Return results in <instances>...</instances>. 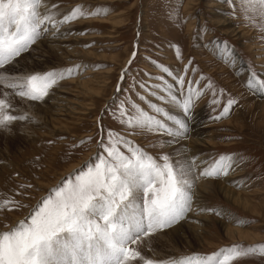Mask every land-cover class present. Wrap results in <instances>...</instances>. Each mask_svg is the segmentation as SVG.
Instances as JSON below:
<instances>
[{"label":"rangeland","instance_id":"374dc122","mask_svg":"<svg viewBox=\"0 0 264 264\" xmlns=\"http://www.w3.org/2000/svg\"><path fill=\"white\" fill-rule=\"evenodd\" d=\"M45 4L58 19L75 6H84L85 15L71 21L76 24L71 30L78 39L71 41L72 49L77 51L72 55L80 59L75 58L74 63L71 58L62 59L55 65L52 60L42 65L38 61L34 65L27 59L39 51L32 44L0 71L4 78L0 79V99L10 105L7 113L25 117L0 126V231L19 221L30 223L34 206L43 197L54 195L50 190L62 186V180H74L80 171L93 166V161L98 163V155L106 157L105 148L121 136L154 158L167 155L170 160H181L182 152L190 150L185 147L189 146V135L172 136L154 127L149 130L130 126L122 122L127 116L121 117L120 109L123 105L128 115L135 116L132 105L137 104L167 124L166 116L155 113L151 105L163 107L169 115L174 103L168 97L183 98L191 86L203 93L194 108L200 112L199 133L204 136L196 153L200 164L192 170V192L195 180L210 181L208 189L199 193L198 211L208 219L199 221V237H172L170 230L176 223L152 233L153 245L148 249H142L143 241H137L142 243L139 247L129 243L127 247L140 252V257L129 254L122 264H144L149 259L154 264H179L187 258L195 264L197 259L221 248L264 245V94L246 84L250 70L264 79V13L260 5H254L255 11H245L244 0H237L238 7L224 0H45ZM51 28L46 27L37 40L53 37L48 35L53 33ZM257 49L259 55L254 54ZM53 58L57 59L55 55ZM160 65L168 66L173 75L164 73ZM70 67L73 74L58 81V85L66 90L71 107L75 108V102L82 108L76 109L78 113L68 116L67 121L49 122L50 118H43L36 110V105L45 100L22 98L17 94L19 89L9 87L29 74ZM86 70L90 74L82 76ZM123 70H127L126 78L121 80ZM161 76L164 81L159 79ZM177 76L183 77V84ZM86 79L93 90L98 88V96L90 97L92 91L82 94L87 89L76 81ZM165 83L170 91L156 87ZM161 95L166 99L161 100ZM229 99L236 103L227 115L216 119ZM171 123L167 125L175 131L176 125ZM174 145L176 150H170ZM119 147L130 155L123 145ZM221 155L233 158L229 173L201 177L203 168ZM228 180L238 183L230 189L240 192L250 204L248 207L223 196L217 183ZM225 225L240 229L242 235L227 230ZM228 264H264V253L234 257Z\"/></svg>","mask_w":264,"mask_h":264},{"label":"snow or ice","instance_id":"6c2138e0","mask_svg":"<svg viewBox=\"0 0 264 264\" xmlns=\"http://www.w3.org/2000/svg\"><path fill=\"white\" fill-rule=\"evenodd\" d=\"M224 2L238 7L237 0ZM244 3L245 11H255L254 5L259 4L264 13V0H244ZM83 7L75 6L58 19L47 8L43 14L40 12L41 0H0V71L34 44L46 27L83 17ZM177 55H180L179 50ZM160 67L168 76L173 75L168 66ZM73 71L70 67L29 74L19 82L9 84V87L19 89L17 94L22 98L42 101L58 81L72 75ZM126 72L123 70L121 80L126 78ZM159 79L164 81L165 77ZM177 79L184 83L183 77L177 76ZM246 84L249 89L264 94V79L256 72L250 70ZM156 87L170 91L166 83ZM120 90L118 87L117 91ZM202 94L199 89L189 86L185 97L179 100L175 95L168 97L170 102L178 104L185 116L183 120H174L175 131L163 119H157L137 104L132 105L136 110L135 116L128 115L122 105L120 115L127 116L122 122L149 130L154 127L172 136L184 134L196 99ZM160 99L166 97L161 95ZM235 103L234 99H229L216 119L227 115ZM9 107L6 99H0V126L25 118L9 115L6 111ZM151 107L155 113H163L173 119L163 107L156 104ZM119 145H123L130 155ZM105 151L107 156L98 155L99 162L93 161V166L87 171H80L74 180H62V186L50 190L54 195L43 197L34 206L30 223L19 221L12 228L0 231V264H122L129 254L133 258L140 257V252L127 247L129 243L135 244L141 237L178 223L191 211L195 178L191 161H173L167 155L154 158L122 136ZM232 167V156L221 155L206 165L200 176L215 178L227 175ZM257 251L264 253V245L229 246L197 259L195 264H228L234 257ZM144 264L154 262L149 259ZM179 264H193V261L187 258Z\"/></svg>","mask_w":264,"mask_h":264},{"label":"bare ground","instance_id":"6f19581e","mask_svg":"<svg viewBox=\"0 0 264 264\" xmlns=\"http://www.w3.org/2000/svg\"><path fill=\"white\" fill-rule=\"evenodd\" d=\"M45 5H46L45 4V0H43V3H42L41 8H40V12L42 14L45 12V8H48ZM48 12L50 13V11H48ZM104 22H107V21L104 20ZM73 25H76V24H74L72 22H68V23H61V24H58V25L57 24L53 25V28L50 29L51 32H53V33H48V35H50V36H51V34H53L54 35L53 37L45 36L44 38L37 40L33 44V47H35L36 50L37 51L39 50V51L36 52L35 54L34 53L30 54L27 57V59L30 60V63L34 64V65H37L36 62L40 61L41 63L39 62L38 65H40V64L42 65L43 62H50L52 60L51 64L55 65V64H61L60 62H61L62 59H68V58H69V60H70V58L74 60V61H72V63L77 62L75 60V58L76 59H80V56L72 55V54H76L77 51L75 49H72L73 48V44H71V41L72 42L73 41L74 42L78 41V39L75 37L76 33L71 30ZM43 52L45 53V55L42 54ZM254 54L255 55H259L260 54L258 52V49H257L256 52L254 51ZM53 55H55L57 57V59H54ZM35 57H43V59H38V58H35ZM259 60H261V59L259 58ZM72 63H70V64H72ZM89 72H90L89 70H86L85 74H83L82 76H85V77L88 76V74H90ZM106 72L108 73L109 71H106ZM88 79L76 81L78 83V85L84 86L87 89V91L82 92V94L87 95V94L90 93V91H92V93L95 94V95L90 93L89 94L90 97L98 96L99 93H97V91H96V89H98V88L93 90V87L92 86L90 87L91 83H90V81ZM77 80H79V77L77 78ZM63 88H64L63 86H61V85L59 86L58 83H57L56 84V88H52L51 89L52 91L49 92V95L47 97H45V99H44L45 101L43 103H41V104L36 105L37 106L36 110L39 111V113L41 115H43V118H45V117L46 118L48 117V119L50 118L49 122H52V123L60 122L62 119L64 121H67V117L68 116H72L73 114H77L78 113L76 109L82 108L81 106H79L80 103L79 104H77V103L75 104V102L73 103L75 105L74 106L75 108L70 106L72 103L69 104L70 101L67 100L68 98L65 95L66 94V90H64ZM99 88H101V87L99 86ZM70 92H72V91H70ZM70 92H69V94H70ZM53 93L55 95H53ZM177 99L178 100L181 99L180 96H178ZM84 106H85V104H84ZM170 110H172V111H170L171 114H169V116H171V115L174 116L175 117L174 120H183L185 118L184 113H182L183 110L179 108L178 104L174 103V105L171 106ZM81 113H83V112H81ZM56 116H59L60 118H57ZM64 117H66V118H64ZM174 120L173 119H169L168 116H166L167 124L171 125L172 124L171 121L174 122ZM188 123H189V127H188V129H187L185 134L189 135L191 138H190V141L188 142L189 146L187 145L185 147H186V149H190V150H184L182 152V156H179V155L178 156L180 157V159H186L187 161H191L194 164L193 168H195L197 165L200 164V163H198V161H200V160L198 158H196L197 150H199V148H198L199 144L204 142V139H203L204 136L199 133V130L201 129L200 125L202 124L200 122V112L195 110V108L192 110V117L189 119ZM65 124H67V122H65ZM201 135L203 137H201ZM170 148H169L170 150L175 149V145L171 146ZM173 152H174V150L172 151V153ZM176 154H177V152H176ZM176 158L178 159V157H176ZM69 169L71 170V168H69ZM230 176L232 177V174H230ZM195 182L197 184H196L195 190L192 192L193 193V200H192V205H191V211H190L189 214H187L185 216V218H183V220H180L178 222V224L173 226V228L170 230V235L172 237L178 236L179 239L183 238L184 240L187 239L185 234H191V235H194L195 237H199V235H201V234L199 232L200 229H199L198 225H200L201 221H204V220L208 219L207 215L199 214L198 211H199L200 202H201V200L199 199L201 197V195L199 193H201V192H203V191L208 189V186H209L208 184L210 183V181L208 182L207 180H199V179H197V181L195 180ZM228 182H229V184H228ZM236 183L237 182L228 180L227 183L218 182L217 185H219V189L223 192V196L224 197H226L227 199H230L234 203L240 204L241 207L242 206L244 208L248 207L250 204L242 196V194L240 192H235L234 193V190L230 189L232 187V185H235ZM193 208H195V211L193 210ZM190 220H192L193 222L197 221V224H194L193 222H190ZM225 227L229 231H232V232L236 231L237 234L242 235L241 233L243 231H241L238 228H234V227H231V226L229 227L228 225H225ZM243 235H245L246 237L248 236V234H243ZM174 239L177 240V238H174ZM153 240H154V238L151 237V235H149L148 237H141L139 239V241H143L144 242V245H143L142 249L143 248H146V249L150 248L153 245ZM170 240H171V238H170ZM136 244H137V242H136ZM137 245L139 247V245H142V243H139ZM136 259H137V257H136ZM128 263L126 262L125 264H128Z\"/></svg>","mask_w":264,"mask_h":264}]
</instances>
